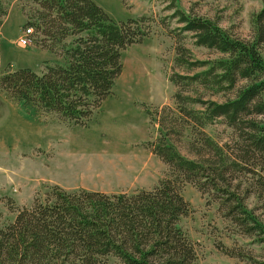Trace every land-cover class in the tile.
Listing matches in <instances>:
<instances>
[{"label": "trees", "instance_id": "trees-1", "mask_svg": "<svg viewBox=\"0 0 264 264\" xmlns=\"http://www.w3.org/2000/svg\"><path fill=\"white\" fill-rule=\"evenodd\" d=\"M34 1L41 10L33 24L52 40L50 50L70 35L77 38L64 43L65 63L48 64L40 74L31 68L5 70L0 88L67 123L86 124L122 73L123 50L147 36L146 18L118 23L93 0ZM177 1L172 0V16L183 27L171 35L175 67L183 71L171 74L175 106L156 111L152 122L158 135L148 144L167 165L164 177L151 190L131 193L69 191L51 184L30 205L15 207L9 197L16 214L10 223H0V264H105L109 256L123 264H197L196 244L181 225L191 211L182 194L186 183L217 201L224 219L263 254L223 242L216 243L218 251L264 264V219L246 203L254 193L264 206V175L256 170H264V0L252 14L248 39ZM7 13L0 3V27ZM183 32L219 56L197 59ZM217 122L235 133L230 143L205 130ZM245 181L250 183L243 186Z\"/></svg>", "mask_w": 264, "mask_h": 264}, {"label": "rangeland", "instance_id": "rangeland-1", "mask_svg": "<svg viewBox=\"0 0 264 264\" xmlns=\"http://www.w3.org/2000/svg\"><path fill=\"white\" fill-rule=\"evenodd\" d=\"M116 22L145 17L147 36L122 52L123 70L112 92L96 106L86 124H70L56 114L34 108L0 88V223H10L14 206L31 204L51 184L73 191L97 190L106 193L151 190L167 171V165L149 148L157 135L152 122L156 111L175 106L176 87L171 80L175 71L176 39L182 23L172 16V0H93ZM7 9L0 27V73L31 68L42 73L48 64L65 63L64 43L72 44L77 35L52 43L33 24L41 10L34 0H0ZM189 12L215 19L241 38L252 35L251 17L261 0H178ZM33 27L27 45L20 43L24 30ZM184 44L197 59L218 57L214 51L194 44L191 33L183 32ZM46 44V46H43ZM264 57V47L262 48ZM185 73V71H184ZM221 100L222 97H217ZM220 143L231 142L235 133L221 122L205 129ZM183 153L186 151L181 149ZM264 175V170L256 169ZM251 177V176H249ZM250 181L252 178L249 179ZM245 181L243 184H248ZM250 183V182H249ZM182 194L191 204L182 227L195 242L197 264H246L228 257L216 248L227 246L263 251L252 239L236 231L219 211V203L195 186L186 183ZM248 206L264 219V206L254 193L246 197ZM105 264H123L109 256Z\"/></svg>", "mask_w": 264, "mask_h": 264}, {"label": "built area", "instance_id": "built-area-1", "mask_svg": "<svg viewBox=\"0 0 264 264\" xmlns=\"http://www.w3.org/2000/svg\"><path fill=\"white\" fill-rule=\"evenodd\" d=\"M24 35L20 38V43L27 45L30 42V36L33 34V28L32 27H27L24 30Z\"/></svg>", "mask_w": 264, "mask_h": 264}]
</instances>
